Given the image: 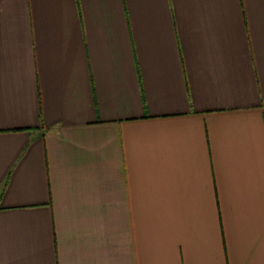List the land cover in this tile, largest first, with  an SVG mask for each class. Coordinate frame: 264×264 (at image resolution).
<instances>
[{
	"label": "crops",
	"instance_id": "crops-1",
	"mask_svg": "<svg viewBox=\"0 0 264 264\" xmlns=\"http://www.w3.org/2000/svg\"><path fill=\"white\" fill-rule=\"evenodd\" d=\"M0 264H264V0H0Z\"/></svg>",
	"mask_w": 264,
	"mask_h": 264
}]
</instances>
